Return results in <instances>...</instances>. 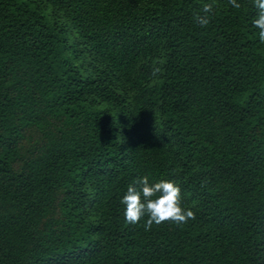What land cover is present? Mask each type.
Instances as JSON below:
<instances>
[{
	"label": "trees",
	"instance_id": "trees-1",
	"mask_svg": "<svg viewBox=\"0 0 264 264\" xmlns=\"http://www.w3.org/2000/svg\"><path fill=\"white\" fill-rule=\"evenodd\" d=\"M237 2L0 0V264H264V44ZM145 176L195 219L125 223Z\"/></svg>",
	"mask_w": 264,
	"mask_h": 264
},
{
	"label": "clouds",
	"instance_id": "clouds-1",
	"mask_svg": "<svg viewBox=\"0 0 264 264\" xmlns=\"http://www.w3.org/2000/svg\"><path fill=\"white\" fill-rule=\"evenodd\" d=\"M251 2L256 9L253 27L259 30V41L264 44V0ZM229 4L236 9L241 7L237 0H229ZM202 11L204 14H197L195 20L201 27H206L210 22L209 16L213 13V4H204ZM120 203L123 205L125 223L136 225L147 217L145 231H150L153 225L160 226L164 223L180 227L195 219L192 210L182 207L181 189L171 180L150 184L147 176L137 178L127 187Z\"/></svg>",
	"mask_w": 264,
	"mask_h": 264
}]
</instances>
